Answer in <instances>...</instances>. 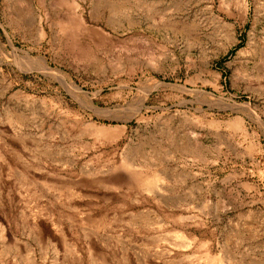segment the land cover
I'll use <instances>...</instances> for the list:
<instances>
[{"label":"rangeland","instance_id":"obj_1","mask_svg":"<svg viewBox=\"0 0 264 264\" xmlns=\"http://www.w3.org/2000/svg\"><path fill=\"white\" fill-rule=\"evenodd\" d=\"M215 257L264 264V0H0V264Z\"/></svg>","mask_w":264,"mask_h":264},{"label":"bare ground","instance_id":"obj_2","mask_svg":"<svg viewBox=\"0 0 264 264\" xmlns=\"http://www.w3.org/2000/svg\"><path fill=\"white\" fill-rule=\"evenodd\" d=\"M15 58L17 59V62L18 63H21L23 64L24 66L28 67V69H34V68H41L42 70L46 71V72H49L51 70V68L45 64V63H41L40 61H38L37 59L35 58H26L25 60L22 59V58H19L17 55L15 56ZM131 165V164H130ZM134 165V164H133ZM159 181V177L154 174V175H151V176H146L144 177V179L141 180V184L143 186H146V187H150L152 186V188H154L155 190V184ZM153 185L155 187H153ZM158 185V184H157ZM157 190V189H156ZM212 264H224L219 258L215 257L213 260H212Z\"/></svg>","mask_w":264,"mask_h":264}]
</instances>
